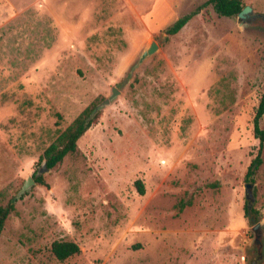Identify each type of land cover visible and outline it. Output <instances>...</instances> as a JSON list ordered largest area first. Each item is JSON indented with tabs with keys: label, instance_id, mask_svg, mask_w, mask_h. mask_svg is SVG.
Here are the masks:
<instances>
[{
	"label": "rangeland",
	"instance_id": "obj_1",
	"mask_svg": "<svg viewBox=\"0 0 264 264\" xmlns=\"http://www.w3.org/2000/svg\"><path fill=\"white\" fill-rule=\"evenodd\" d=\"M207 1L0 0V205L17 198L0 264H264V150L246 180L264 20L241 28ZM243 2L264 15V0ZM152 40L159 50L135 68ZM93 103L102 115L78 151L42 170ZM56 241L81 251L60 261Z\"/></svg>",
	"mask_w": 264,
	"mask_h": 264
},
{
	"label": "trees",
	"instance_id": "obj_2",
	"mask_svg": "<svg viewBox=\"0 0 264 264\" xmlns=\"http://www.w3.org/2000/svg\"><path fill=\"white\" fill-rule=\"evenodd\" d=\"M206 5H213L218 15L222 17L232 18L244 9L245 5L243 0H208ZM203 8L200 7L190 14L178 19L171 25L166 33L168 35H176L184 29L188 23L197 15L202 12ZM99 105L93 103L90 107L84 110L74 122L64 130L58 138L45 150L41 157L43 165L41 169L51 170L57 167L64 159L72 153L78 151V142L86 134V132L96 125L102 115V110L98 109ZM264 117V91L261 95L259 106L256 110L254 118V133L259 139V152L258 156L252 161L246 180L253 181V177L257 174L260 167L263 165L261 155L264 150V130L261 127V120ZM38 183H43L42 177L36 178ZM140 192L144 193V186L139 181L137 182ZM23 197V196H22ZM17 198H13L6 206L0 205V238L4 232L6 222L9 216L16 209ZM246 214H248V204L245 205ZM80 246L72 241H56L52 245V252L60 260L65 261L68 258L80 253Z\"/></svg>",
	"mask_w": 264,
	"mask_h": 264
},
{
	"label": "water",
	"instance_id": "obj_3",
	"mask_svg": "<svg viewBox=\"0 0 264 264\" xmlns=\"http://www.w3.org/2000/svg\"><path fill=\"white\" fill-rule=\"evenodd\" d=\"M263 20H264V15L255 13L254 8L252 6H249V5L245 6L244 9L238 14V22H239V25L241 28H244L246 26L257 25L258 23L263 22ZM158 50H159V45L157 44V42L155 40H152L150 42V44L148 45V47L146 48V50L141 55L140 60H139L138 64L135 66V68L140 66L145 60H147L152 55H154ZM118 95H120V91L117 88H114L111 98L106 100L101 105V107H104V106L110 104L111 100L116 98ZM98 109H100V107ZM42 170L39 171V173H42ZM34 183H35V180L33 177L28 178L25 186L23 187V189L21 191V194L24 193L25 191H27L28 189H30ZM245 188H246V197L248 200V203H247L248 204V214L251 215V213L253 211V207H254V202H255L254 192H253V184L248 183L245 185ZM252 222L254 223L255 219H252ZM261 227H262L261 223L257 224L254 227L256 234L261 229ZM257 237H258V239L256 240V243H260L261 242L259 239L260 235H258Z\"/></svg>",
	"mask_w": 264,
	"mask_h": 264
}]
</instances>
